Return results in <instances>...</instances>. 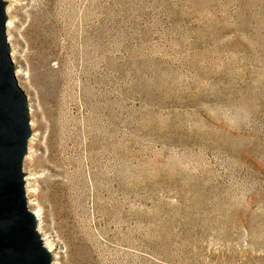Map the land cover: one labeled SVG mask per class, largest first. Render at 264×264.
<instances>
[{"label": "rangeland", "instance_id": "obj_1", "mask_svg": "<svg viewBox=\"0 0 264 264\" xmlns=\"http://www.w3.org/2000/svg\"><path fill=\"white\" fill-rule=\"evenodd\" d=\"M4 1L61 264H264V0Z\"/></svg>", "mask_w": 264, "mask_h": 264}, {"label": "water", "instance_id": "obj_2", "mask_svg": "<svg viewBox=\"0 0 264 264\" xmlns=\"http://www.w3.org/2000/svg\"><path fill=\"white\" fill-rule=\"evenodd\" d=\"M5 7L0 0V264H51L25 196L22 162L31 129L9 56Z\"/></svg>", "mask_w": 264, "mask_h": 264}, {"label": "bare ground", "instance_id": "obj_3", "mask_svg": "<svg viewBox=\"0 0 264 264\" xmlns=\"http://www.w3.org/2000/svg\"><path fill=\"white\" fill-rule=\"evenodd\" d=\"M5 13L7 15V21L5 24V31L7 35V42L9 43L11 47V59L14 62H18L20 59V48L17 46V39L15 36V26H16V19L12 17V13L14 14V9L12 6L8 5L6 6ZM15 77L19 79V83L27 85V77L26 73L24 71L23 66H19L15 70ZM27 99L29 100V108L28 111L29 113H32L34 111V107L36 105L34 96L31 94H28ZM30 100H33L32 102ZM30 124H32L30 122ZM37 134V133H36ZM36 135L33 133L32 136L28 140V152H33L37 146V139L35 137ZM34 157L33 154H28L24 158H27L29 160H32ZM37 176L32 172L29 171L27 174L24 176V185H25V194L30 199L33 201V203L28 202V207L30 208V211L34 214L37 222V231L39 232L43 246L47 251H49L52 255V263L51 264H61V249L57 246V242L54 239V237L49 234L47 227L44 223V211L37 200V194H36V184H37Z\"/></svg>", "mask_w": 264, "mask_h": 264}]
</instances>
